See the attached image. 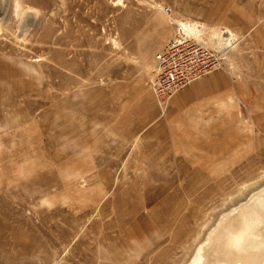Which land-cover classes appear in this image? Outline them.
<instances>
[{
  "label": "rangeland",
  "instance_id": "374dc122",
  "mask_svg": "<svg viewBox=\"0 0 264 264\" xmlns=\"http://www.w3.org/2000/svg\"><path fill=\"white\" fill-rule=\"evenodd\" d=\"M207 1L0 0V264H185L214 211L264 175V111L257 125L242 105L251 127L236 130V161L197 149L186 160L164 119L121 151L76 155L101 131L85 125L105 107L102 84L111 105L118 87L154 76L169 41L243 44L204 17Z\"/></svg>",
  "mask_w": 264,
  "mask_h": 264
},
{
  "label": "crops",
  "instance_id": "0c3cea01",
  "mask_svg": "<svg viewBox=\"0 0 264 264\" xmlns=\"http://www.w3.org/2000/svg\"><path fill=\"white\" fill-rule=\"evenodd\" d=\"M209 1L206 3L208 9L204 12V17L209 19L210 23H221L231 31L243 34V44H236L227 56L229 65L198 78L178 91L164 111L160 109L152 88L148 86L153 74L133 80L130 85L118 87L115 99L111 100L112 106L109 105V89L102 84L99 102L104 103L105 107L99 115L87 119L91 120L90 125H85L86 129L100 127L101 131L93 130L91 133L92 150L87 148L88 151L82 150L76 155L84 153L87 160L88 152L121 151L125 143H132L164 119L167 121L165 127L172 126L171 138L177 144L176 151L187 156L189 151L197 149L204 154L213 155L214 158L218 152H226L224 160H237L232 153L237 151L236 130L239 127H251L238 123V120H244L238 119V105L249 110L250 118L246 114L243 115L245 118L256 120L257 125L263 120L261 112L264 111V0ZM96 90L97 88L88 87L83 93L82 105L86 116L88 108L93 112L91 104L98 96L92 94ZM68 128L76 131L77 125H73L72 121L68 123ZM167 131L168 129V136ZM85 133L83 136H75L74 142L82 143V137L89 135L88 132ZM110 136L111 142L116 144L115 148L108 146ZM245 140L238 149L243 151L244 155L253 150L252 140ZM186 158L189 159L188 156ZM219 166L221 164L216 165Z\"/></svg>",
  "mask_w": 264,
  "mask_h": 264
},
{
  "label": "bare ground",
  "instance_id": "6f19581e",
  "mask_svg": "<svg viewBox=\"0 0 264 264\" xmlns=\"http://www.w3.org/2000/svg\"><path fill=\"white\" fill-rule=\"evenodd\" d=\"M224 207L214 211L185 264H264V175L244 185Z\"/></svg>",
  "mask_w": 264,
  "mask_h": 264
},
{
  "label": "built area",
  "instance_id": "2783aa9c",
  "mask_svg": "<svg viewBox=\"0 0 264 264\" xmlns=\"http://www.w3.org/2000/svg\"><path fill=\"white\" fill-rule=\"evenodd\" d=\"M213 40L211 48L191 37L169 41L155 54L150 87L160 107L164 109L174 94L198 78L229 65L227 56L235 45L230 33L226 37L216 33Z\"/></svg>",
  "mask_w": 264,
  "mask_h": 264
}]
</instances>
